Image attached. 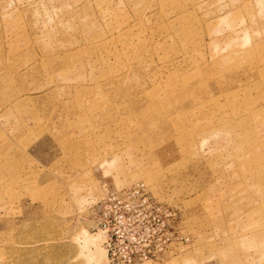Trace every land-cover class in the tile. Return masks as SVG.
<instances>
[{"label":"rangeland","instance_id":"1","mask_svg":"<svg viewBox=\"0 0 264 264\" xmlns=\"http://www.w3.org/2000/svg\"><path fill=\"white\" fill-rule=\"evenodd\" d=\"M135 182L180 237L139 264H264V0H0V264H107Z\"/></svg>","mask_w":264,"mask_h":264},{"label":"built area","instance_id":"2","mask_svg":"<svg viewBox=\"0 0 264 264\" xmlns=\"http://www.w3.org/2000/svg\"><path fill=\"white\" fill-rule=\"evenodd\" d=\"M91 212L104 239L107 264H139L168 253L180 239L174 234V208L143 182L108 192Z\"/></svg>","mask_w":264,"mask_h":264},{"label":"bare ground","instance_id":"3","mask_svg":"<svg viewBox=\"0 0 264 264\" xmlns=\"http://www.w3.org/2000/svg\"><path fill=\"white\" fill-rule=\"evenodd\" d=\"M102 236V235H101ZM103 237V236H102ZM86 238V237H85ZM84 238V239H85ZM79 239V238H78ZM80 240H81V237H80ZM79 241V240H78ZM97 240H93V239H90V241L88 242V240L86 239L85 242L87 243H83L85 244L86 248H87V251H88V254H89V258L91 260V264H101V261H100V258L101 256L103 255V251L102 249L100 248L99 245H97ZM103 241V240H102ZM81 242V241H80ZM82 243V242H81Z\"/></svg>","mask_w":264,"mask_h":264}]
</instances>
